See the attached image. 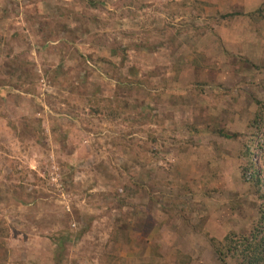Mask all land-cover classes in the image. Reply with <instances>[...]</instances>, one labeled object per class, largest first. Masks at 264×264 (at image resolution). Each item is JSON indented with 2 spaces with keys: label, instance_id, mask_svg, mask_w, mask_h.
Segmentation results:
<instances>
[{
  "label": "rangeland",
  "instance_id": "obj_1",
  "mask_svg": "<svg viewBox=\"0 0 264 264\" xmlns=\"http://www.w3.org/2000/svg\"><path fill=\"white\" fill-rule=\"evenodd\" d=\"M95 1L0 0V264H220L210 240L256 216L239 154L264 102V0ZM107 99L128 113L92 116Z\"/></svg>",
  "mask_w": 264,
  "mask_h": 264
},
{
  "label": "trees",
  "instance_id": "obj_2",
  "mask_svg": "<svg viewBox=\"0 0 264 264\" xmlns=\"http://www.w3.org/2000/svg\"><path fill=\"white\" fill-rule=\"evenodd\" d=\"M89 6L96 9L100 6V3L98 4L95 0H89ZM259 13H261V11ZM237 15L242 16L240 13L236 15L232 13L221 16L218 20L230 21L232 18L237 17ZM170 23L171 22L169 21L168 24H166L165 31H167V29H173L171 28L173 26ZM57 34V30L52 33L53 37H56ZM122 53L125 55L126 49H123ZM12 59L15 60L14 62L20 61L18 56H14ZM102 61L108 62L106 60ZM118 83L119 87H123L122 84L125 86H131L134 88V91L151 90L149 88L150 85L148 86L146 82L141 80L138 82L128 80ZM195 92L197 97L204 96V91L200 87L196 88ZM151 96L153 97V94H151ZM254 101L257 109L253 114V117L249 120L247 126L249 137L242 145L239 160L241 162V181L248 183L253 190L252 193L255 198L253 207L256 212L255 221L251 231L247 234L240 235L239 237L228 234L222 240H217L215 238L210 240L211 245L214 248L215 256L220 264H264V102L258 99H255ZM95 105L96 106L92 111V116H99L102 119L107 118L113 121L114 119L117 120L120 117L122 118L124 114L126 115L128 113L120 99H117L116 101L108 99L100 100V102H97ZM198 131L199 129L195 128L193 132H196L197 134ZM215 131L219 137L228 140L237 139L239 137L238 135L230 136L225 134L224 131L218 128ZM118 140L121 141V138L119 137ZM152 141L156 142L157 139L154 138ZM123 145L126 146V142ZM214 178L215 174L212 172V174L203 182L208 185L209 190L212 193L215 191ZM133 184L132 186L126 184L121 192H117L121 206H125L128 203V199L137 197L140 194L139 192L143 191L142 186L136 185L135 183ZM175 187H178V185ZM187 189H189V187ZM120 193H122L121 196ZM123 194L127 195V198H123ZM184 220L189 226L191 225V219L185 218ZM199 227L201 229L200 231L205 234V227L203 225H200ZM64 244L65 243L62 241L58 245L62 253L67 251ZM156 254L159 255L157 251ZM54 261L56 263L59 262V264L62 263L58 260ZM153 262L156 263L155 260ZM176 264H190V259L186 255L178 254Z\"/></svg>",
  "mask_w": 264,
  "mask_h": 264
},
{
  "label": "crops",
  "instance_id": "obj_3",
  "mask_svg": "<svg viewBox=\"0 0 264 264\" xmlns=\"http://www.w3.org/2000/svg\"><path fill=\"white\" fill-rule=\"evenodd\" d=\"M229 1L233 2L234 5H237V6H238V4L241 5L240 0H229ZM222 3H225V2H222ZM214 4H216V3H214ZM242 6H243V5H242ZM252 6H253V1H252V0H246V5L243 6V7L245 8V11H246L247 13H249V12H253V11H252ZM214 7H217V6H214ZM215 15H216V14H215Z\"/></svg>",
  "mask_w": 264,
  "mask_h": 264
}]
</instances>
